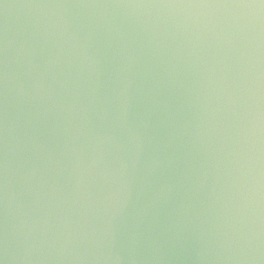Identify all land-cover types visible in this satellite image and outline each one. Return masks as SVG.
Masks as SVG:
<instances>
[{
  "label": "water",
  "instance_id": "1",
  "mask_svg": "<svg viewBox=\"0 0 264 264\" xmlns=\"http://www.w3.org/2000/svg\"><path fill=\"white\" fill-rule=\"evenodd\" d=\"M0 264H264V0H0Z\"/></svg>",
  "mask_w": 264,
  "mask_h": 264
}]
</instances>
